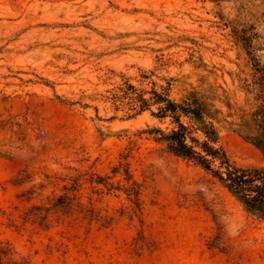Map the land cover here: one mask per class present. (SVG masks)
<instances>
[{"label":"rangeland","instance_id":"rangeland-1","mask_svg":"<svg viewBox=\"0 0 264 264\" xmlns=\"http://www.w3.org/2000/svg\"><path fill=\"white\" fill-rule=\"evenodd\" d=\"M263 49L264 0H0L2 264H264V222L164 152L148 130L168 122L111 99L173 79V97L209 83L249 110L247 51ZM221 137L236 164L264 166L253 141ZM54 205L47 228L26 219Z\"/></svg>","mask_w":264,"mask_h":264},{"label":"trees","instance_id":"trees-1","mask_svg":"<svg viewBox=\"0 0 264 264\" xmlns=\"http://www.w3.org/2000/svg\"><path fill=\"white\" fill-rule=\"evenodd\" d=\"M247 53L253 61V80L251 83L244 81L248 92L254 96L253 106L249 110L236 107L225 89L209 83L197 87L190 85L178 97H173V82L176 81L173 79L165 87L157 88L154 85L150 90H140L126 82L117 93L112 94L111 99L114 103H120L128 111L129 117L150 112L161 123L168 122L166 130H148L164 152L204 170L249 215L264 222V166L244 167L236 164L227 153L221 137V126H228L245 139L253 141L264 155V62L253 56L252 50ZM133 193L136 197L140 195V191ZM55 207L58 206H34L27 212L26 219L47 228V216H43L42 212L48 215L51 210L57 209ZM71 210L67 197L59 196V213L67 215ZM81 213L88 224L100 221L93 209H82ZM2 255L8 254L0 252V264Z\"/></svg>","mask_w":264,"mask_h":264}]
</instances>
